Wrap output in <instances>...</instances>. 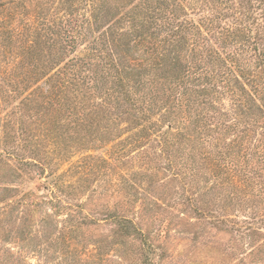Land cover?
I'll return each instance as SVG.
<instances>
[{"label": "rangeland", "instance_id": "374dc122", "mask_svg": "<svg viewBox=\"0 0 264 264\" xmlns=\"http://www.w3.org/2000/svg\"><path fill=\"white\" fill-rule=\"evenodd\" d=\"M109 2L0 0V264H264V185L234 199L212 179L182 170L183 158L168 156L159 130L140 147H129L123 134L113 147L96 142L61 154L54 107L46 115L38 106L31 118L30 104L20 103L30 90L15 95L12 86L26 83L33 68L52 74L77 58L95 62L91 38L120 20ZM85 18H98V31L73 45ZM46 26L66 30L60 64L47 61ZM117 43L116 52L133 45ZM11 149L22 159L9 156ZM101 158L109 164L84 177L83 167Z\"/></svg>", "mask_w": 264, "mask_h": 264}, {"label": "trees", "instance_id": "16d2710c", "mask_svg": "<svg viewBox=\"0 0 264 264\" xmlns=\"http://www.w3.org/2000/svg\"><path fill=\"white\" fill-rule=\"evenodd\" d=\"M109 4L119 12L118 26L109 22V32L93 36L98 18L95 22L85 18L73 43L93 36L89 46L98 53L95 62L77 58L52 74L33 68L26 83L12 86L15 95L30 90L20 102L30 104L28 116L39 117L38 106L46 115L54 107L50 124L62 145L61 154L96 142L113 147L123 134L129 147H140L159 130L168 156L183 158L182 170L212 179L234 199L249 197L247 191L253 192L258 184L256 189H262L264 0H113ZM44 29L47 61L60 64L68 54L66 30L54 32L59 37L53 39L51 27ZM119 38L132 42L128 52H116ZM121 121L127 126L121 127ZM69 140L74 146L66 143ZM11 150L9 156L22 159ZM121 157L113 159L120 162ZM98 164L109 163L101 158L86 164L84 177L93 174ZM116 222L124 228L130 223L121 218Z\"/></svg>", "mask_w": 264, "mask_h": 264}]
</instances>
